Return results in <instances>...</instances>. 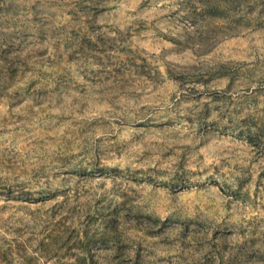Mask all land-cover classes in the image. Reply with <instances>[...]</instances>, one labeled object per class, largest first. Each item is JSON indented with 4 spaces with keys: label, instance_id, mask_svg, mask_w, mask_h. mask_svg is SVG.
<instances>
[{
    "label": "rangeland",
    "instance_id": "rangeland-1",
    "mask_svg": "<svg viewBox=\"0 0 264 264\" xmlns=\"http://www.w3.org/2000/svg\"><path fill=\"white\" fill-rule=\"evenodd\" d=\"M0 264H264V0H0Z\"/></svg>",
    "mask_w": 264,
    "mask_h": 264
}]
</instances>
